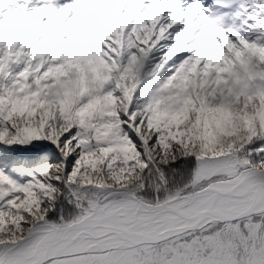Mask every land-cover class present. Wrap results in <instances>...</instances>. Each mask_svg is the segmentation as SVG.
Listing matches in <instances>:
<instances>
[{"label":"snow or ice","instance_id":"obj_1","mask_svg":"<svg viewBox=\"0 0 264 264\" xmlns=\"http://www.w3.org/2000/svg\"><path fill=\"white\" fill-rule=\"evenodd\" d=\"M0 264H264V0H0Z\"/></svg>","mask_w":264,"mask_h":264}]
</instances>
